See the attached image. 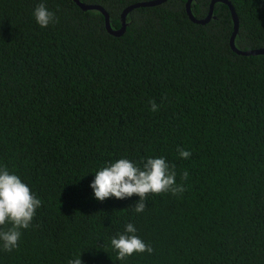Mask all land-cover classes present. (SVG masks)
Masks as SVG:
<instances>
[{
	"label": "trees",
	"instance_id": "16d2710c",
	"mask_svg": "<svg viewBox=\"0 0 264 264\" xmlns=\"http://www.w3.org/2000/svg\"><path fill=\"white\" fill-rule=\"evenodd\" d=\"M147 1L79 0L113 30ZM187 1L133 9L116 37L74 0H0V168L42 202L15 249L0 242V264H264V55L230 48L227 5L200 25ZM227 1L236 48H264V0ZM41 3L55 16L43 28ZM159 157L183 193H149L138 214V196L94 198L103 167ZM129 223L153 252L117 260Z\"/></svg>",
	"mask_w": 264,
	"mask_h": 264
},
{
	"label": "clouds",
	"instance_id": "9594fccd",
	"mask_svg": "<svg viewBox=\"0 0 264 264\" xmlns=\"http://www.w3.org/2000/svg\"><path fill=\"white\" fill-rule=\"evenodd\" d=\"M33 15L36 23L42 28L55 21L54 13L43 3L37 5ZM150 104L153 112L158 110L159 106L155 102L150 101ZM178 151L183 159L191 156L190 151L183 149ZM175 176V171L163 157L148 158L141 164L121 158L99 170L90 188L94 198L99 202L108 198L123 200L133 195L138 196V202L132 207L138 214L147 207L146 198L149 193L170 192L178 195L185 191L182 185L176 184ZM187 178L188 173L185 171L183 179ZM41 203L17 175L10 174L6 168H0V226L11 225L7 230H0V242L6 252L18 246L21 230L30 226ZM135 233L136 228L129 223L122 234L118 233L111 239V246L117 252V260H125L133 253L153 252L152 247L146 245ZM80 256L70 259L68 264H82Z\"/></svg>",
	"mask_w": 264,
	"mask_h": 264
},
{
	"label": "water",
	"instance_id": "95a60500",
	"mask_svg": "<svg viewBox=\"0 0 264 264\" xmlns=\"http://www.w3.org/2000/svg\"><path fill=\"white\" fill-rule=\"evenodd\" d=\"M167 0H152V1H147V2H141V3H136L133 5H130L128 7H126L121 15V27L117 30H113L110 26L109 23V17L108 14L106 13V11L97 5H86L83 4L81 2H79V0H74V2L82 9V10H97L99 11L103 16H104V21H105V28L106 31L113 36L119 37L121 36L126 28V15L128 14V12L132 11L133 9L139 8V7H154V6H158L162 3H165ZM193 0H188L187 4H186V13L187 16L189 17V19L195 23V24H200V25H204L206 23H208L211 18H212V11H213V7L215 5V3L217 2H221L224 3L225 5L228 6L230 12H231V17L234 23V32L231 36L230 39V48L237 54V55H241V56H256V55H264V48L261 49H253V50H247V51H243L240 50L238 48H236L235 46V37L236 34L238 32V18L237 15L234 11V8L232 7V5L230 4V2H228L227 0H212L210 3V9H209V13L207 15V17H205L204 19H196L191 12V3Z\"/></svg>",
	"mask_w": 264,
	"mask_h": 264
}]
</instances>
